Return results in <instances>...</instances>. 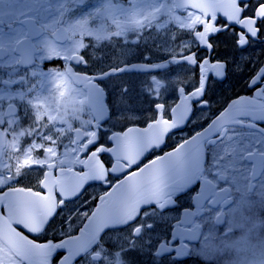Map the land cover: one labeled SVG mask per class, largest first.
I'll list each match as a JSON object with an SVG mask.
<instances>
[{
  "label": "flooded vegetation",
  "instance_id": "1",
  "mask_svg": "<svg viewBox=\"0 0 264 264\" xmlns=\"http://www.w3.org/2000/svg\"><path fill=\"white\" fill-rule=\"evenodd\" d=\"M175 1L0 0V67L13 73L3 79L19 82L12 98L6 90L0 104L5 135L0 236L7 243L0 240V264H24L12 251L14 238L28 248V239L50 244L75 237L100 199L112 202L107 197L116 185L183 143L191 153L203 152L191 156L193 180L137 213L158 212L156 205L163 204L164 216L175 226L204 194H212L203 205L208 225L202 224L196 241L189 242V229L176 245L186 253L182 264H240L255 244L252 217L260 223L264 245V99L251 103L264 84L247 87L256 78L248 73L264 66V35L248 39L249 30L264 27L258 19L264 17V0H183L179 7ZM242 40L246 50L238 47ZM198 43L211 48L201 51ZM190 55L195 61L230 63L223 85L208 81L204 108L193 101L204 93L206 65L194 70L191 61L173 63ZM50 56L62 59L47 61ZM125 61L166 67L143 76H110L102 84L96 80ZM153 78L164 85L156 101L160 112L150 99ZM130 82L149 99L126 107L120 88ZM10 105L15 114L7 116ZM10 127L17 128L14 139ZM97 139V148L82 155ZM132 201L126 200L118 215L135 217ZM177 215L180 220L172 219ZM95 251L103 254V242ZM56 263L51 258L50 264Z\"/></svg>",
  "mask_w": 264,
  "mask_h": 264
},
{
  "label": "snow or ice",
  "instance_id": "2",
  "mask_svg": "<svg viewBox=\"0 0 264 264\" xmlns=\"http://www.w3.org/2000/svg\"><path fill=\"white\" fill-rule=\"evenodd\" d=\"M33 3H44L45 0H32ZM113 2H119V0H113ZM129 3H135V0H128ZM262 22H264V17H259ZM226 31V29H225ZM216 33H210L209 36H214ZM264 35V27L259 28L257 31L248 32V39L257 40L258 37ZM135 43V41H133ZM264 43V41H260ZM247 40H242L238 47L241 50L247 49ZM198 47L201 51L207 52L210 50V44H199ZM183 56V52L179 53ZM195 55V54H192ZM192 55L184 60L176 59L173 61L174 64H186L191 61V66L194 70L200 69L203 65V74L205 76L204 83V93L196 95V99L193 103L198 104L199 107H207V101L204 100V96L207 91V83L211 80H216L220 85H223L228 76L231 75L228 72L230 63L228 61L209 63L204 61L202 58L200 61L192 60ZM62 59L60 56H50L47 61H57ZM144 59L148 62L151 61L150 56H145ZM214 58L209 56L208 61ZM251 64V61H249ZM165 64H158L155 67H143L139 65H131L125 61V65L120 67L118 71L108 72L106 75L96 77V80L102 84L110 76L128 74L130 77L133 76H143L147 73L156 72L159 73L161 69L165 68ZM254 75L248 73L249 76H256L255 79H251L250 85H247L249 90H253L258 83L264 84V66L255 68ZM259 73V75H256ZM11 76L13 73H6L3 67H0V104L3 103L5 98L6 90L9 91L8 98L11 99V91L15 90L16 85L19 82L15 80H5L4 76ZM36 73H33L35 76ZM199 75V73H197ZM131 84V86H130ZM130 84H125L120 88V92L124 97H127L125 101L126 107H135L137 103H143L145 100L149 99V94L143 93L140 89L135 87L134 82ZM152 84L154 87L150 89L151 93H155L150 96L152 101V107L156 108L157 112H160V108L156 104V101L160 99V92L164 85L159 79H152ZM183 91V89H179ZM264 99V88L256 93V99L251 101V103H256L257 100ZM111 113H109V118ZM100 140L97 139L88 145L85 149L87 154L97 148L100 144ZM112 140L110 139V143ZM42 151V150H40ZM111 155V153H108ZM37 167H43V165H38ZM211 193H206L203 195L200 202L195 205V211L185 213V219L180 220L177 215L172 217V219L180 220L178 225L173 226L168 223V218L164 216L166 211V206L163 204H157L156 208L158 212H147L143 211L137 213V215L131 219L123 220L122 222H106L101 218L100 227L97 229L99 231V240L96 238V233L93 232L86 240L80 242H73L71 240H64L58 242L56 247L51 252V257L54 262L58 264H89V260L94 261V264H182V260L186 253L183 252L184 247H176V245L184 239V233L189 232V242L196 241L197 235L202 230V224L208 225L205 220V216L209 215V212L203 207L207 203L208 199L211 198ZM154 202H149L148 204L141 205V209L150 208L153 206ZM63 207V205H61ZM175 208L176 205H172ZM209 209L214 211L211 205ZM236 209H233L235 212ZM220 222V217H217V223ZM173 227L177 231H173ZM33 231L38 229H32ZM109 232H116L119 235L116 237H108ZM101 242L104 245V252H96L95 249L101 246Z\"/></svg>",
  "mask_w": 264,
  "mask_h": 264
},
{
  "label": "water",
  "instance_id": "3",
  "mask_svg": "<svg viewBox=\"0 0 264 264\" xmlns=\"http://www.w3.org/2000/svg\"><path fill=\"white\" fill-rule=\"evenodd\" d=\"M185 146L182 145L176 151L170 153V155L145 165L135 175L134 179L116 186L115 189L118 190L112 191L107 197L112 202H105V198L103 197V202L96 209L90 222L96 225L100 224L101 218L106 222H117L119 217L117 210L125 205L126 200H130L132 197L131 192L135 197L133 210L137 211L141 209V205L148 204L160 194L167 193L169 189H182L186 185H189L194 171H189L186 163L188 164L192 160V155L198 157L200 153H191ZM123 187L127 191H123ZM128 191L130 195H128ZM95 233L97 237L99 231L96 230ZM81 239H84V237H81ZM4 240L6 241L5 238ZM27 243L28 248L22 245L16 238L11 243L13 249L16 250L15 253L23 262L26 264H49L51 252L56 247V244L40 246L30 241H27Z\"/></svg>",
  "mask_w": 264,
  "mask_h": 264
},
{
  "label": "rangeland",
  "instance_id": "4",
  "mask_svg": "<svg viewBox=\"0 0 264 264\" xmlns=\"http://www.w3.org/2000/svg\"><path fill=\"white\" fill-rule=\"evenodd\" d=\"M158 2H159V0H157V3ZM160 2L162 3V5L165 4V0H160ZM8 129L11 130V137H12V139H14L13 136L18 134L17 128L10 127ZM251 220H252L251 222L253 225L252 232H253V229L258 228L257 231L255 233L253 232V234H252L253 241L255 242V244H254L252 250H249V251L247 250L245 252L240 264H244V263H247V264H264V245H261L260 228L258 227L260 225V223L255 222L253 217L251 218Z\"/></svg>",
  "mask_w": 264,
  "mask_h": 264
}]
</instances>
